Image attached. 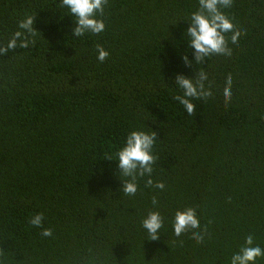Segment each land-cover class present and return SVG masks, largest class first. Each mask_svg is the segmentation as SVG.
Listing matches in <instances>:
<instances>
[{"label": "trees", "instance_id": "obj_1", "mask_svg": "<svg viewBox=\"0 0 264 264\" xmlns=\"http://www.w3.org/2000/svg\"><path fill=\"white\" fill-rule=\"evenodd\" d=\"M198 9L107 0L104 31L73 37L62 0H0V47L25 16L35 29L27 47L0 54V264H229L249 235L264 248V0L222 9L237 45L200 61L183 34ZM177 75L209 93L189 98L191 114ZM132 130L155 132V161L152 185L137 175L127 195L130 178L106 157ZM185 208L199 241L173 231ZM150 211L163 219L155 240L142 227ZM37 213L41 227L29 223Z\"/></svg>", "mask_w": 264, "mask_h": 264}, {"label": "clouds", "instance_id": "obj_2", "mask_svg": "<svg viewBox=\"0 0 264 264\" xmlns=\"http://www.w3.org/2000/svg\"><path fill=\"white\" fill-rule=\"evenodd\" d=\"M106 3L107 0H62V6L74 18L75 24L72 28V36L81 37L86 33L103 32L105 24L102 19L98 18V13L103 11ZM231 6L232 0H199V9L191 13L188 27L183 33L191 48L194 49V58L197 61L210 54L230 55L228 44L237 45L241 34L235 30L229 17L222 11V9H228ZM33 24L34 19L31 15L25 16L19 21L18 30L8 40L5 47H0V54L17 47L18 42L20 47H27L29 41L25 38L24 33L33 34L35 30ZM229 34L230 39L226 41V36H229ZM108 55L109 53L106 49L102 46H97V59L99 61L103 62ZM185 60L187 61V57H185ZM203 78L202 75L201 79ZM175 82L179 88L183 89V95H178L176 98L189 114L195 108L189 98H197L209 94L198 91L192 78L177 75ZM231 84V78H228L223 91V98L226 103L231 98ZM200 87L202 88V85ZM155 140V132L132 130L125 137L123 145L115 153V159L106 157L107 159L115 160L121 174L130 178L123 183L122 191L125 194L133 195L136 193L137 184L135 180L137 175H148L147 184L152 185L153 181L150 177L155 161V156L152 153ZM155 187L163 189L164 184L157 182ZM153 204H156L155 199ZM42 222L43 215L41 213L33 215L29 220V223L34 227H41ZM162 226L163 219L158 211H150L142 220V227L151 240L158 238ZM172 226L176 236L191 230L195 234L193 237L195 240L199 241L201 239L198 232L200 226L196 219L195 211L191 208L177 210ZM41 235L50 237L52 230L44 228ZM260 257H264V248L259 245H253V237L249 235L245 238V246L231 256L229 264H256L257 258Z\"/></svg>", "mask_w": 264, "mask_h": 264}]
</instances>
